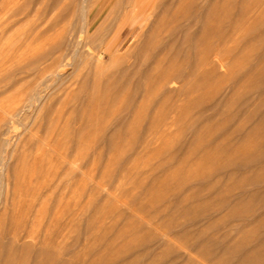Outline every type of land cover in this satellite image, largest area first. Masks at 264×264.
Masks as SVG:
<instances>
[{
  "label": "rangeland",
  "instance_id": "1",
  "mask_svg": "<svg viewBox=\"0 0 264 264\" xmlns=\"http://www.w3.org/2000/svg\"><path fill=\"white\" fill-rule=\"evenodd\" d=\"M116 4L87 37L82 0H0V264L261 263L264 0H159L120 30Z\"/></svg>",
  "mask_w": 264,
  "mask_h": 264
},
{
  "label": "bare ground",
  "instance_id": "2",
  "mask_svg": "<svg viewBox=\"0 0 264 264\" xmlns=\"http://www.w3.org/2000/svg\"><path fill=\"white\" fill-rule=\"evenodd\" d=\"M84 3H85V5H84V9L82 10V14H81V18H82V21H81V23L83 22V26H82V32L85 34V35H87V37H91L92 36V34H91V30H92V28H93V26H90V18H91V15L96 11V10H100L102 7H103V5L105 4L106 6L108 5V4H112L113 3V1L114 0H82ZM158 1L159 0H146V2L144 3V5L141 7V8H138L137 7V5L135 4V3H131L129 0H124V2H122V0H115V2H117V4H116V6H115V8H118V13H117V26H118V30H120V29H122V28H124V27H126V26H128V27H132L136 22H137V20H138V16L142 13V11H144V10H146L145 12H146V14H145V16H144V20H148V21H150L151 20V18H149V15H148V13H149V10H152L156 5H157V3H158ZM261 3V2H260ZM104 5V6H105ZM261 5V4H260ZM260 5H258V6H260ZM109 6V5H108ZM107 8V7H106ZM115 8L110 12V13H108V16H107V19L111 22V18H110V15H111V13L115 10ZM136 8H138V9H136ZM14 11V10H13ZM255 11V10H254ZM59 13V12H58ZM60 14V13H59ZM43 15V14H42ZM47 15V14H46ZM56 15V14H55ZM213 17H214V15L213 14H211ZM211 15H210V18H211ZM48 16V15H47ZM196 16V14L194 15V14H192V15H185L184 16V19L187 21H190V22H192V21H194V17ZM58 17V16H57ZM197 17H199V15L197 16ZM59 18V17H58ZM207 19H206V30H205V32H203L202 33V35H199V36H197L196 37V41H198V42H206L207 40L210 42V40H211V38H209L208 39V34H209V30H208V27H209V24H210V18H209V14H208V16L206 17ZM220 18V17H219ZM154 20H155V18H153ZM221 19V18H220ZM59 20V19H58ZM222 20V19H221ZM14 22V21H13ZM14 23H16V22H14ZM142 23H143V21H141L140 20V22L137 24V28L134 30V32L137 30V29H139L140 28V26H142ZM148 23V22H147ZM222 23V22H221ZM135 26V25H134ZM222 26V25H221ZM256 26V25H255ZM190 28V27H189ZM211 29L212 30H216V29H218V27H215L214 29L213 28H210V32H212L211 31ZM208 30V31H207ZM215 30L213 31V32H215ZM219 30V29H218ZM217 30V31H218ZM45 31V30H44ZM222 31V30H221ZM220 31V32H221ZM138 33L136 34V37H140L141 35H142V33H143V28H141L140 29V31L138 30L137 31ZM41 33V32H40ZM62 33H63V35H62ZM61 33V35H62V37H61V35H60V37H61V42L59 43V44H57V47L55 48L54 46V48H55V50L53 51V52H49V53H47L46 52V50H45V52H46V55H45V53H42L41 52V56L43 55L44 57H43V59H44V64L41 66V67H37V68H39V70L37 69V73L34 75V78H33V80H32V84H31V86L33 85V84H35V83H37V85H38V87H40L41 85H43L44 83H46L47 81H48V79H49V77L50 76H53V75H56L57 73H59L62 69L64 70V66H67V61H66V65H62V60H63V53L62 52H60V50H64L63 48H64V46L67 44V42H65V41H67V39H68V36H69V33H70V30L69 29H65L63 32ZM120 33V32H119ZM217 33V32H216ZM216 33H213V34H216ZM236 33V32H235ZM234 33V34H235ZM32 34V33H31ZM42 34V33H41ZM102 34V33H101ZM248 34V33H247ZM246 34V35H247ZM33 35V34H32ZM197 35V34H196ZM222 32L220 33V37H222V36H224V37H222V38H227L225 35H222ZM246 35H244L245 36V39H249L250 37H246ZM249 35V34H248ZM102 36H104V35H102ZM212 36H215V35H212ZM217 37H219V31H218V35H216ZM241 36V35H240ZM239 36V37H240ZM73 37H75V36H73ZM104 37H106V36H104ZM219 37V40L221 39ZM230 37V36H229ZM234 37V36H233ZM241 37H243V35L241 36ZM101 38H103V37H101ZM215 38V37H214ZM252 38L253 37H251L250 38V40H252ZM36 39H37V37H36ZM77 39V38H76ZM97 39H99V37L97 38ZM223 39V40H224ZM242 39V38H241ZM240 39V40H241ZM244 39V40H245ZM69 40H70V38H69ZM216 40V39H215ZM238 40H239V38H238ZM37 41V40H36ZM77 41V40H76ZM133 41V40H132ZM236 41V40H235ZM68 42H72L71 40L70 41H68ZM212 42H215V41H212ZM216 42H218V41H216ZM227 42V41H226ZM230 42H232V41H230ZM80 43V42H79ZM83 43V42H82ZM112 43V42H111ZM135 43H137V42H135ZM223 43H225V42H223ZM84 44V43H83ZM87 44V43H86ZM114 44V43H113ZM116 45V44H115ZM73 46V45H72ZM133 46H134V44H133ZM133 46H132V49H133ZM65 47H67V46H65ZM119 47V46H118ZM136 47V46H135ZM48 48H50V47H48ZM68 48V47H67ZM70 48H72V47H70ZM66 49V48H65ZM131 49V48H130ZM48 50H50V49H48ZM71 49H69L68 50V52H71L70 51ZM66 51H67V49H66ZM72 51H73V49H72ZM58 52H60V53H58ZM87 52V51H86ZM64 55H67V53L65 52V50H64ZM72 53V52H71ZM85 53V52H84ZM70 54V53H69ZM38 55H39V58H41L40 57V52L38 53ZM35 56V55H34ZM120 56V55H119ZM68 57H70V56H68ZM33 59V61L34 60H36L35 58H32ZM65 59H66V57H65ZM72 59H73V57H72ZM77 59V58H76ZM74 60V59H73ZM27 62H29V61H27ZM65 62V61H64ZM35 63V62H34ZM30 64V63H29ZM70 64V63H69ZM22 66V65H21ZM76 66V65H75ZM27 67V66H26ZM184 68H186V67H184ZM36 69V68H35ZM187 69H182V67H180V68H177V69H175L171 74H168L166 77H165V80H164V82H163V86H166L168 83L170 84V83H172L173 81H176L177 79H179V78H181V77H185V73H186V75L188 76L189 75V72L187 71ZM27 73V72H26ZM28 74H29V72H28ZM21 75V74H20ZM59 75V74H58ZM30 76V75H29ZM23 78V77H22ZM25 78V77H24ZM30 78V77H29ZM56 78V77H55ZM64 79V78H63ZM1 81H3V80H1ZM23 81V80H22ZM51 81V80H50ZM18 83V82H17ZM27 83V82H26ZM49 84V83H48ZM63 84V83H62ZM169 84H168V86H169ZM13 85H14V83H13ZM36 85V84H35ZM67 85V84H66ZM12 86V85H11ZM16 86V85H15ZM45 86V85H44ZM72 86V85H71ZM38 87L37 86H35L34 88H32V91L30 92V94L28 95V98L26 97V100L25 101H23V102H21V104L19 105V106H17V104H15L12 108H10L9 110H8V112H7V117H10V118H13V119H15L17 116H19V114H20V111H22V109L24 108V107H32V105H35V102L36 101H38L40 98H42V94H41V91L38 89ZM53 88V87H52ZM60 88V87H59ZM31 89V88H30ZM46 89V88H45ZM69 90V89H68ZM72 90V89H71ZM3 92V91H2ZM29 92V91H28ZM42 93H43V91H42ZM64 93V92H63ZM66 94V93H65ZM70 94H71V92H70ZM64 96V95H63ZM51 98V97H50ZM52 101V100H51ZM58 101V100H57ZM65 101V100H64ZM70 101V100H69ZM60 103V102H59ZM65 104V102L63 103V105ZM60 105H62V104H60ZM41 107V106H40ZM48 107V106H47ZM21 109V110H20ZM39 109V108H38ZM34 110H36V109H34ZM35 112V111H34ZM46 113V112H45ZM44 113V114H45ZM48 113V112H47ZM51 113V112H50ZM61 115V114H60ZM46 116V115H45ZM30 117V116H29ZM47 117H49V116H46V118ZM19 118V117H18ZM45 119V118H44ZM7 120H9V119H7ZM61 120V119H60ZM68 121H70V120H68ZM20 122V121H19ZM47 122V121H46ZM61 122V121H60ZM48 123H49V121H48ZM61 125V124H60ZM10 126V125H9ZM50 126V125H49ZM53 126V125H52ZM13 128V127H12ZM41 128V127H40ZM45 128V127H44ZM48 128V127H47ZM68 128V127H67ZM11 129V128H10ZM54 129V128H53ZM11 131V130H10ZM23 132V131H22ZM47 132V131H46ZM69 132V131H68ZM38 133V132H37ZM39 134V133H38ZM67 134V133H66ZM11 135V134H10ZM68 136V135H67ZM42 137V136H41ZM57 137V136H56ZM74 137V136H73ZM44 139V138H43ZM72 139V138H71ZM30 141V140H29ZM72 142V141H71ZM70 142V143H71ZM73 142H74V140H73ZM42 143V142H41ZM75 143V142H74ZM72 144V143H71ZM74 145V144H73ZM70 149V148H69ZM60 150V149H59ZM58 151V150H57ZM64 151V150H63ZM64 156V155H63ZM65 156H66V154H65ZM74 163V162H73ZM12 185V184H11ZM259 264H264V261H261V263H259Z\"/></svg>",
  "mask_w": 264,
  "mask_h": 264
}]
</instances>
